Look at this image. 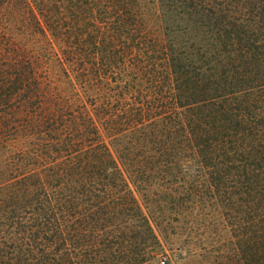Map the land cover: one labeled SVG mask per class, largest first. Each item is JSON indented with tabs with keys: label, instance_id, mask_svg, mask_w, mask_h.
<instances>
[{
	"label": "trees",
	"instance_id": "trees-1",
	"mask_svg": "<svg viewBox=\"0 0 264 264\" xmlns=\"http://www.w3.org/2000/svg\"><path fill=\"white\" fill-rule=\"evenodd\" d=\"M205 204L264 264V0H0V264H169Z\"/></svg>",
	"mask_w": 264,
	"mask_h": 264
},
{
	"label": "rangeland",
	"instance_id": "rangeland-1",
	"mask_svg": "<svg viewBox=\"0 0 264 264\" xmlns=\"http://www.w3.org/2000/svg\"><path fill=\"white\" fill-rule=\"evenodd\" d=\"M138 199L142 202L140 196ZM238 208L241 213L233 212V217H226L222 208L205 204L186 215V224L182 223L183 217L179 221L172 219L174 249L169 251L168 258L162 259L168 260L169 264H246L241 258L244 252L238 249L241 244L244 250L247 240L246 207L241 204ZM189 248L194 250L193 255L186 257L185 250Z\"/></svg>",
	"mask_w": 264,
	"mask_h": 264
}]
</instances>
